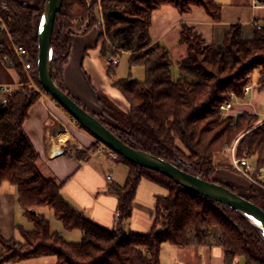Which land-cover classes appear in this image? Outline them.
Segmentation results:
<instances>
[{"label":"trees","instance_id":"16d2710c","mask_svg":"<svg viewBox=\"0 0 264 264\" xmlns=\"http://www.w3.org/2000/svg\"><path fill=\"white\" fill-rule=\"evenodd\" d=\"M2 4L6 8H1ZM167 6L180 15L199 8L213 22L222 19V5L217 0H63L52 38L57 57L52 68L54 82L69 93L63 74L72 36L99 26L98 43L104 57L130 53V66H143L146 72L142 82L130 78L114 81L130 106L129 114L112 108L114 119L129 130V140L119 135L123 141L180 166L188 165L190 171L208 180L215 174V157L235 142L237 157L255 158L257 167L264 169V123L258 125L260 117L244 112L236 119H223L220 114V105L229 101L231 94L246 98L245 88L253 83V74L264 89V28L255 30L252 38H244L242 26L233 24L224 42L214 44L207 43L194 26L182 24L180 44L187 46L188 53L178 64L180 76L174 80L169 50L154 43L151 35L154 13ZM97 7L103 23L96 17ZM42 13L43 8L18 0H0V14L10 36L27 49V60L33 64L41 88L34 18ZM0 57L25 85L27 76L5 32H0ZM107 73L114 76L112 65ZM39 99L38 93L24 86L9 96L7 104H0V187L6 181L17 187L18 202L34 225L31 231L20 229L23 242L0 235V264L48 256L56 257L58 264H161L164 243L207 246L211 231L220 233L225 264L240 258L245 264H264V238L237 212L120 155L117 161L128 167L126 182L113 184L109 190L118 198L117 225L105 228L74 209L61 195L63 183L41 173L37 165L40 153L24 131L29 110ZM144 179L167 190V194L156 196L153 225L145 234L126 228ZM260 184L247 199L264 209V184ZM39 208L51 209L64 229L80 231L81 241H67L53 231Z\"/></svg>","mask_w":264,"mask_h":264},{"label":"crops","instance_id":"0c3cea01","mask_svg":"<svg viewBox=\"0 0 264 264\" xmlns=\"http://www.w3.org/2000/svg\"><path fill=\"white\" fill-rule=\"evenodd\" d=\"M18 1L37 9H42L46 2V0ZM217 2L222 5V19L219 22H213L205 11L199 8L194 9L188 15H180L169 6L156 11L153 15L151 31L154 43L165 46L170 53H172L171 45L173 44L182 48L180 44L181 26L188 24L194 26L207 43L222 44L231 25L240 24L242 36L252 38L256 30L252 21L257 19L264 22V10L254 9L252 0H224V2L218 0ZM98 35L95 29H92L86 34L79 33L72 36V48L63 75L70 96L78 100L90 113L102 119L101 112L103 113L106 108L102 109L101 106L104 100L108 101L109 98L104 92L102 93L100 88L96 89L94 86L100 87L99 85L103 83L98 77L97 68L101 70L102 64L107 73L108 66L97 55L100 45ZM124 54L130 56V53ZM87 83L92 87L94 94L89 91ZM0 84L16 86V80H13L1 65ZM111 87L114 88V82H111ZM246 96L249 100L239 106L235 105V111L239 114L248 112L259 117L264 116V113L260 112V107L264 106V89L258 86ZM119 109L129 114V109ZM23 127L26 135L40 153L37 165L41 173L46 178H54L59 183H63L61 195L64 200L95 223L105 228L115 227L118 217V198L109 192L115 181L113 176H106V169L100 165L102 159L100 155L109 156L100 149L90 150L87 157L76 156L65 150L66 143L71 139H75L80 148L86 149L92 147L96 139L85 129L80 128L76 121L57 105L56 101L54 103V100L52 102L47 97H40L30 108L28 119ZM109 176L111 180L108 179ZM136 207L137 203H135ZM43 209L39 208L38 212L45 215ZM153 210L150 211L151 227ZM29 221L18 202L17 187L10 182H4L0 187V235L5 240H21L20 229L33 230L27 226ZM61 228L62 230L56 232H59L67 241L76 240L69 235L64 236L66 229L63 225ZM5 264H58V261L56 257L48 256Z\"/></svg>","mask_w":264,"mask_h":264},{"label":"rangeland","instance_id":"374dc122","mask_svg":"<svg viewBox=\"0 0 264 264\" xmlns=\"http://www.w3.org/2000/svg\"><path fill=\"white\" fill-rule=\"evenodd\" d=\"M219 1L224 2V0H219ZM96 9H97L96 17L98 18V22L103 23L102 15H101V8L97 7ZM37 19L38 18H36V20ZM93 29H95V31L98 34H100L101 28L99 26H95ZM100 45L98 48L97 55L100 59H102V61L106 62V65L108 67L110 66L109 59L112 57V55L120 54L119 64L117 66H113L114 71H115L114 76H111L108 73H106L103 69L102 64H101L102 71L99 68H97L98 77L100 81H102L103 83L102 85H99L100 87H97L96 85L94 87L96 89L100 88L102 93L104 92L106 96H108L109 98L108 101L104 100V103L102 104L101 108L102 109L106 108V109H104L103 113L101 112L102 115L100 116L104 120V124H106L110 129H112V131L115 129L118 130V133H117L118 135L123 136L126 140H129L130 137H129L128 128H126L124 125H122L121 123H119L118 121L114 119V117L112 116L113 115L112 110L116 108L117 110L122 112V110L119 108H125V109L130 110V106L128 102L124 100L122 94L119 93V91H117L115 87L114 88L111 87V82H114L115 79H128V78L142 82L146 78L145 68L143 66L131 67L129 63L130 56L128 54H124L126 52H117L116 54L109 53L106 57L102 56ZM181 46L182 48L179 45L175 46V44H173L171 45L172 53L169 52L170 57L173 62L171 70H172L174 80H177L180 76V69L178 67V64L188 53L187 46L185 45H181ZM181 51H183L182 55H181ZM19 62L22 64L23 71L27 76V83H25V85L21 83V80L19 76L17 75V73L15 72V70L9 69L5 65L2 58L0 57L1 67L5 71L8 72V74L13 80H16V86H15L16 90L14 93L18 92L24 86H27L33 91H35L36 93H38L40 97H47L53 102L52 98L45 91L42 90V88L36 81L35 68L33 64L29 62L27 58L25 59L24 62H21L20 60ZM251 77H252L250 78L251 83H252V79L254 78V81L251 84L252 89L257 88L258 87L257 75L253 74ZM37 79L39 81L38 70H37ZM248 100H249L248 96H246L245 99L235 98L233 100V104L234 106L235 105L239 106L241 105V103H244ZM57 105L60 106L58 103ZM262 107L264 106L260 107V112L264 113V108ZM233 111L236 112L235 109ZM222 118L226 119L223 116ZM263 119H264V116L263 115L260 116L261 122L258 125H261ZM236 143L237 142L233 143L223 153L215 157L214 159V165L216 168L215 174L209 179L215 178L218 181L222 182L225 186H229L231 189L234 190V192L240 193L244 195V197L248 198L251 194L252 188L259 187V183L257 181L256 175H254L253 178L256 179L257 183H254L250 181L248 178H246L245 176H243L242 174H240L236 169L233 168L231 148L236 146ZM100 147H101V143L95 140V144L89 149L80 148L79 143L75 139H71L69 140V142L66 143L65 150L84 157L90 153V150L95 151L97 149H101ZM100 156L102 158L100 160L101 161L100 165H102L103 168L106 169V173H105L106 176L108 175L113 176L115 184L123 185L126 182L128 167L125 164L118 162L117 159L114 160L112 158L107 157L106 155H100ZM249 161L252 166L257 167L255 158H252V159L249 158ZM186 168L189 169V167H186ZM165 194H167V190L163 188L162 186L154 184L145 179L142 180L139 185L137 197L135 201V203H137V207L135 208V205H134L133 215L126 223V228L134 232H137V233H143V234L148 233L151 230V224L149 223V220L151 219L150 211L154 209V205L156 202V196L165 195ZM43 212L45 213V216L49 220L53 231L62 230L61 222L56 220L54 216V212L51 209L44 208ZM27 223H28L27 226L29 229L34 228V225L32 222L29 221ZM63 234L64 236L69 235L71 236V238L76 239L74 242H77V241L79 242L82 238V233L78 230H71V231L66 230L64 231ZM219 235H220L219 232L211 231L210 235L208 236L207 246H198L195 244L189 247H178V246H173L166 242L162 245L161 264H225L224 253L219 244ZM17 241L23 242L24 239L21 238V240H17ZM2 251L3 250H1L0 253ZM234 264H245V261L243 258L236 259Z\"/></svg>","mask_w":264,"mask_h":264},{"label":"water","instance_id":"95a60500","mask_svg":"<svg viewBox=\"0 0 264 264\" xmlns=\"http://www.w3.org/2000/svg\"><path fill=\"white\" fill-rule=\"evenodd\" d=\"M62 6L63 0H46L43 13L37 14L34 18L35 34L39 42L37 70L42 88L98 142L126 160L160 172L191 192L234 210L264 238V209L258 204L248 200L240 193L231 191L215 178L208 180L190 171L186 168L187 165L180 166V164L168 159L134 149L104 124L103 119L79 105L69 93L54 82L52 68L53 61L57 57L52 47V38L55 21ZM36 18L38 19L36 20ZM87 86L89 91L94 94L89 83H87Z\"/></svg>","mask_w":264,"mask_h":264},{"label":"built area","instance_id":"2783aa9c","mask_svg":"<svg viewBox=\"0 0 264 264\" xmlns=\"http://www.w3.org/2000/svg\"><path fill=\"white\" fill-rule=\"evenodd\" d=\"M252 7L254 9H263L264 10V0H252ZM1 8H6L5 4L1 5ZM253 26L256 30H262L264 28V22H261L257 19L252 21ZM0 32H5L10 38L12 49L14 50L16 56L21 62H24L25 59L28 56L27 49L20 44H16L12 37L10 36L9 29L7 24L5 23L3 17L0 14ZM119 55H112V57L109 59V63L112 66H117L119 64ZM26 65V64H25ZM16 90V87L14 85H1L0 84V104H7L9 96H11ZM252 90V85H249L245 88V94H248ZM237 98L234 94H231V98L229 101L225 102L224 104L220 105V114L224 118H234L236 119L239 115L238 112H234V104L233 100ZM264 123V120L261 124ZM101 152H105L110 158L116 160L118 159V154L115 153L113 150L109 149L107 146L101 143L100 147ZM236 146L231 148L232 152V166L234 169H236L240 174L248 178L250 181L257 183L256 179L253 178L254 175L257 177V181L259 185L260 183L264 184V169L259 167H254L250 164V161L248 158H239L236 155ZM109 180H111V177H108Z\"/></svg>","mask_w":264,"mask_h":264}]
</instances>
